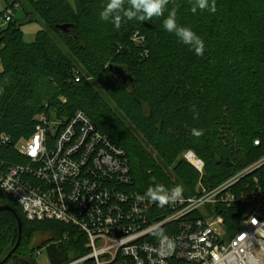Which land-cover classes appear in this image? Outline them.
Masks as SVG:
<instances>
[{
  "label": "trees",
  "instance_id": "trees-1",
  "mask_svg": "<svg viewBox=\"0 0 264 264\" xmlns=\"http://www.w3.org/2000/svg\"><path fill=\"white\" fill-rule=\"evenodd\" d=\"M25 1L28 7L23 1L22 8L30 21L43 26L35 41H25L15 19L0 34V134L13 143L29 138L36 117L50 109L62 119L84 112L126 152L130 188L142 194L154 187L152 177L167 189L182 185L183 193L194 194L201 174L182 157L188 151L204 161L206 187H216L263 159L264 0H214V13L196 14L190 10L192 0H169L163 17L122 21L119 28L99 18L107 0ZM173 8L177 22L204 40L203 56L163 30V19ZM61 25L70 27L64 32ZM111 66L123 68L128 80H117ZM194 129L203 135H193ZM3 155L9 164L26 162L13 145ZM0 203L22 220L15 255L34 258L29 242L40 232L52 236L51 244L39 245L47 248L50 264H69L89 253L79 229L29 221L2 191ZM247 208L223 207L229 236L238 232ZM156 209L153 216L161 214ZM18 229L12 212H0V262L16 245Z\"/></svg>",
  "mask_w": 264,
  "mask_h": 264
},
{
  "label": "built area",
  "instance_id": "built-area-1",
  "mask_svg": "<svg viewBox=\"0 0 264 264\" xmlns=\"http://www.w3.org/2000/svg\"><path fill=\"white\" fill-rule=\"evenodd\" d=\"M5 7L0 34L23 0H8ZM35 120L29 138L13 143L0 134V191L27 220L59 222L86 236L89 253L69 264H264V157L222 184L206 187L204 161L185 152L183 158L201 174L196 191L161 207L130 188L126 152L84 112L62 119L50 109ZM11 145L25 163L5 160L3 149ZM235 204L248 208L231 237L222 211ZM155 209L161 214L153 216ZM168 225L175 228L158 238Z\"/></svg>",
  "mask_w": 264,
  "mask_h": 264
},
{
  "label": "clouds",
  "instance_id": "clouds-1",
  "mask_svg": "<svg viewBox=\"0 0 264 264\" xmlns=\"http://www.w3.org/2000/svg\"><path fill=\"white\" fill-rule=\"evenodd\" d=\"M127 3V6H126ZM169 4V0H107L103 4L99 13L101 21L112 23L116 28L121 26L122 21L144 22L153 17H163ZM191 12L207 10L210 13L215 12L214 0H192ZM163 30L175 36L178 43L186 46L196 56H203L205 51L204 40L191 28L177 22L176 10L169 11L168 16L163 19ZM193 118L198 119L199 113L195 106L191 109ZM193 135L199 137L203 135L202 130H193ZM154 187H150L145 195L158 206H165L171 202L177 201L183 197L184 188L182 185H176L167 189L163 184H156V178H151ZM158 238H163L162 232L156 233Z\"/></svg>",
  "mask_w": 264,
  "mask_h": 264
},
{
  "label": "rangeland",
  "instance_id": "rangeland-1",
  "mask_svg": "<svg viewBox=\"0 0 264 264\" xmlns=\"http://www.w3.org/2000/svg\"><path fill=\"white\" fill-rule=\"evenodd\" d=\"M25 3V8H27V2L23 0ZM71 4H74V0H68ZM6 1L0 0V13H2L5 10ZM15 20L18 21L19 24H21V29L24 34V39L27 43H31L35 41L36 36L40 30L43 29V26L36 21H30L28 16L26 15L25 9L20 8L17 10L15 14ZM183 157V156H182ZM181 157V158H182ZM190 164V163H189ZM192 165V164H191ZM193 166V165H192ZM172 169L168 170L171 172ZM43 242H49L51 244L52 236L47 233H37L34 235L30 243V248L34 250V261L36 264H50L49 258L46 252L45 248H39V245H41ZM77 264H83V263H77Z\"/></svg>",
  "mask_w": 264,
  "mask_h": 264
},
{
  "label": "water",
  "instance_id": "water-1",
  "mask_svg": "<svg viewBox=\"0 0 264 264\" xmlns=\"http://www.w3.org/2000/svg\"><path fill=\"white\" fill-rule=\"evenodd\" d=\"M69 27H70L69 25L58 26V28L64 32H66ZM110 71L113 73V75L116 77L117 80H122V81L128 80V74L127 72H125L123 68L111 66ZM3 211H10L16 217L19 227L18 229L19 237L17 243H15L16 245L14 247L11 246L10 249L4 254V259L0 262V264H7L9 261H11L12 264H36L34 258L32 257L13 255L21 244L22 228H23L22 220L20 219L19 216H17L18 214L12 207H10L8 204L0 203V212Z\"/></svg>",
  "mask_w": 264,
  "mask_h": 264
},
{
  "label": "bare ground",
  "instance_id": "bare-ground-1",
  "mask_svg": "<svg viewBox=\"0 0 264 264\" xmlns=\"http://www.w3.org/2000/svg\"><path fill=\"white\" fill-rule=\"evenodd\" d=\"M191 161H192L193 163H195V164H198L199 159H198L197 157H195V156H192V157H191Z\"/></svg>",
  "mask_w": 264,
  "mask_h": 264
},
{
  "label": "crops",
  "instance_id": "crops-1",
  "mask_svg": "<svg viewBox=\"0 0 264 264\" xmlns=\"http://www.w3.org/2000/svg\"><path fill=\"white\" fill-rule=\"evenodd\" d=\"M0 51H1V49H0ZM2 71H3V65H2V62H1V56H0V73H2Z\"/></svg>",
  "mask_w": 264,
  "mask_h": 264
},
{
  "label": "flooded vegetation",
  "instance_id": "flooded-vegetation-1",
  "mask_svg": "<svg viewBox=\"0 0 264 264\" xmlns=\"http://www.w3.org/2000/svg\"><path fill=\"white\" fill-rule=\"evenodd\" d=\"M13 255H15V253H14ZM25 257H29V256H25ZM7 264H12V262H11V261H9Z\"/></svg>",
  "mask_w": 264,
  "mask_h": 264
}]
</instances>
